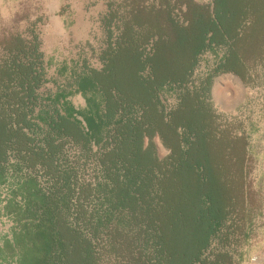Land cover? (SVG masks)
Masks as SVG:
<instances>
[{
  "label": "trees",
  "instance_id": "obj_1",
  "mask_svg": "<svg viewBox=\"0 0 264 264\" xmlns=\"http://www.w3.org/2000/svg\"><path fill=\"white\" fill-rule=\"evenodd\" d=\"M100 21L101 68L61 82L40 18L0 41V264H241L253 130L212 88L260 80L264 0H117Z\"/></svg>",
  "mask_w": 264,
  "mask_h": 264
},
{
  "label": "rangeland",
  "instance_id": "obj_2",
  "mask_svg": "<svg viewBox=\"0 0 264 264\" xmlns=\"http://www.w3.org/2000/svg\"><path fill=\"white\" fill-rule=\"evenodd\" d=\"M110 1L117 0H0V41L16 32H22L37 18L41 24L37 30L42 41V51L47 63L48 77L57 78V71L66 64L75 69L83 63L100 69L98 55L104 48L105 32L101 17L107 13ZM207 4L210 0H195ZM222 56V51H219ZM73 66V67H72ZM259 81L254 87L242 86L232 74L221 75L215 80L223 82V90L217 88L214 104L218 112L240 118L251 127L255 157L249 167L248 185L252 195L260 201L261 215L249 243L244 247L241 264H264V187L259 191V182L264 177V70L257 68ZM58 79V78H57ZM60 82L61 78L58 79ZM47 87L51 88L52 85ZM76 102L84 106L78 96ZM160 157L167 153L157 141ZM259 188V189H258ZM259 194V196H258ZM5 190L0 188V209ZM12 223L0 216V238H10ZM216 244H213L214 247Z\"/></svg>",
  "mask_w": 264,
  "mask_h": 264
},
{
  "label": "crops",
  "instance_id": "obj_3",
  "mask_svg": "<svg viewBox=\"0 0 264 264\" xmlns=\"http://www.w3.org/2000/svg\"><path fill=\"white\" fill-rule=\"evenodd\" d=\"M233 79H236L242 86H245L244 84H243V82L238 78V77H232ZM217 79V78H216ZM215 79V80H216ZM222 86H223V82L221 81L219 84L218 83H216V81H214V85H213V88H212V97H213V100H214V98H216V97H219V96H217V93L215 92V90L217 89V88H219L220 90H223V88H222Z\"/></svg>",
  "mask_w": 264,
  "mask_h": 264
}]
</instances>
